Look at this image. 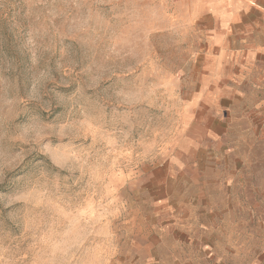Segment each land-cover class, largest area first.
<instances>
[{"label": "rangeland", "instance_id": "rangeland-1", "mask_svg": "<svg viewBox=\"0 0 264 264\" xmlns=\"http://www.w3.org/2000/svg\"><path fill=\"white\" fill-rule=\"evenodd\" d=\"M0 264H264V11L0 0Z\"/></svg>", "mask_w": 264, "mask_h": 264}, {"label": "crops", "instance_id": "crops-1", "mask_svg": "<svg viewBox=\"0 0 264 264\" xmlns=\"http://www.w3.org/2000/svg\"><path fill=\"white\" fill-rule=\"evenodd\" d=\"M247 2L250 3L254 10L264 11V3H262L261 0H247Z\"/></svg>", "mask_w": 264, "mask_h": 264}, {"label": "snow or ice", "instance_id": "snow-or-ice-1", "mask_svg": "<svg viewBox=\"0 0 264 264\" xmlns=\"http://www.w3.org/2000/svg\"><path fill=\"white\" fill-rule=\"evenodd\" d=\"M262 3H264V0H261ZM258 6V5H257Z\"/></svg>", "mask_w": 264, "mask_h": 264}]
</instances>
